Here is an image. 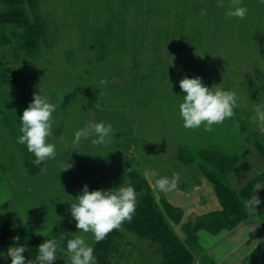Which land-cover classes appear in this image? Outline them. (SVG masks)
<instances>
[{"label":"rangeland","instance_id":"1","mask_svg":"<svg viewBox=\"0 0 264 264\" xmlns=\"http://www.w3.org/2000/svg\"><path fill=\"white\" fill-rule=\"evenodd\" d=\"M229 2L218 7L217 0H44L42 15L50 36L42 51L32 58L22 53L16 60L11 47H0V58L15 61L23 81L19 89L0 86V104L6 102L8 111L19 117L34 93L58 105L54 135L48 138L57 155L44 164L46 172L28 173L25 151L0 114V226L19 216L43 241L71 234L84 236L92 245L91 233L77 232L71 203L84 185L89 191L132 186L129 167L146 181L160 208L164 202L171 206L166 220L185 241L189 221L223 209L200 160L206 152L230 160L224 173L219 166L215 169L238 195L252 180L264 184V135L252 121L255 106L264 104V4L241 0L240 6L248 9L246 18L229 20ZM108 10L125 19L122 30L115 25L112 32L120 41L123 34L127 47L120 48L123 45L113 39L111 51L101 59L93 30L104 26ZM185 76L201 77L209 88L221 84L236 92L233 118L214 125L211 132L203 126L185 129L179 114L185 95L179 81ZM104 79L107 85L100 83ZM16 120L12 116L9 122ZM89 122L110 123L115 138L107 146H94L89 137L74 147V133ZM14 132L19 134L17 125ZM66 161L73 167L61 172L59 164ZM173 173L180 177L176 190L154 188L155 179ZM258 193L262 210L257 207L252 218L219 232L198 228L193 264H264V242H255L264 241V188ZM214 216L199 222H218ZM68 238L61 242L56 263L70 264ZM119 246L110 264L161 261L158 245L148 239L124 233ZM9 247L0 245V264H11Z\"/></svg>","mask_w":264,"mask_h":264},{"label":"clouds","instance_id":"2","mask_svg":"<svg viewBox=\"0 0 264 264\" xmlns=\"http://www.w3.org/2000/svg\"><path fill=\"white\" fill-rule=\"evenodd\" d=\"M241 0H230L228 10L225 15L231 20L246 18L247 7L240 6ZM264 4V0H260ZM218 7H224V0H217ZM102 85H107V79L101 80ZM182 92L185 93L182 102L179 103V114L185 129L196 130L203 126L205 132L213 131L214 125L222 124L226 119L234 116V108L237 107L238 96L236 92L225 90L221 84L211 88L206 86L201 77L189 78L185 76L179 81ZM58 105L49 101L46 96L40 93L33 95L32 101L24 109L19 117L20 127L17 143L26 145L29 153L35 157L34 166L45 164L49 160L56 159V146L48 142V138L54 135L53 113ZM100 110L101 105L95 104ZM255 115L252 117L257 130L264 135V104H257L254 108ZM91 140L92 145L107 146L115 138L113 127L110 123L89 122L85 127L74 133L72 144L78 146L82 139ZM61 172L73 167L71 163L61 162L59 164ZM47 168H41V172H46ZM131 172L133 169L129 168ZM155 176V173L151 174ZM180 184L178 173H173L171 178L162 176L154 181V188L160 192L168 193L176 190ZM264 188V184L257 182L253 187V193L243 202V208L247 215L257 214V206L261 203L256 193ZM143 193H138L132 186H120L118 188L89 191L88 186H83L82 194L76 196L74 203H71L70 212L76 221L77 232L84 234L91 233L95 242L104 240L113 230L123 231V223L131 222L137 207V197ZM62 219V218H61ZM65 236L67 239L66 250L69 254L70 264H96L94 248L86 243L82 235L72 236L62 234L59 238L53 236L46 239L38 246V254L35 260H29L24 253L26 246L19 244L20 237L13 238L14 245L10 246L7 256L11 258V264H54L57 260V253L61 249V242ZM256 245L261 240L255 241ZM2 255V254H0Z\"/></svg>","mask_w":264,"mask_h":264},{"label":"trees","instance_id":"3","mask_svg":"<svg viewBox=\"0 0 264 264\" xmlns=\"http://www.w3.org/2000/svg\"><path fill=\"white\" fill-rule=\"evenodd\" d=\"M43 5L44 0H0V47H11V56H15L16 60H19L22 53L27 58L35 57L42 51V48L48 42L50 30L49 23L46 22V18L42 15ZM109 10V18L104 26L93 30V41L97 49L96 53L101 59L111 51L110 44L114 39V34L112 32L114 26L118 25L120 30H122L121 24L125 21L122 16L116 15ZM121 33H119L120 36ZM114 41L123 45V47L120 48L126 49L127 40L123 34L121 36V41L119 38L117 39L116 36ZM11 63L10 61H5L4 55L1 56L0 86L2 89H19L23 82L22 79H20V69L15 67L16 62L12 61ZM15 103L14 101V104ZM8 112H13L12 116L17 117L13 125L9 122L12 116L9 115ZM0 114H2V122L4 125H7L10 132L14 133V137L17 141V137L21 133L18 132L19 134L17 135V133L14 132V127L15 125L18 127L21 126L18 118L19 116L15 114L14 110L8 111L6 102H4V105L3 103L0 104ZM17 146H22L25 151L24 158H26V160L24 163L27 172L31 175H37L41 171V168L44 167V164L34 166L33 160L35 157L32 153L28 152L26 145L17 144ZM260 153H262L264 158V149L260 148ZM200 160L205 165L204 173L214 182L217 194L223 206L222 211L205 215L199 219L193 218L184 227L186 240L182 241L178 234L168 225L166 220V216L170 217L172 211L171 206L164 202L160 208L154 200L149 189L150 187L146 181L138 176L134 170L131 172L128 171L127 173L132 187L138 193L143 194L137 197V207L133 219L131 222L125 221L123 223V231L113 230L104 240L95 243L93 248L96 262L99 264H110L111 257H115V254L118 252L120 247L119 242L123 239L124 233H131L138 237L148 239L152 244L158 245L161 257L159 264H193L192 242L196 239L198 228L219 232L228 226H235L242 221L252 218V216L246 214L243 208V202L254 194L252 190L257 180H252V182L247 185V188L242 190V193L238 195L223 183L222 172H217V169H215V167L219 166L224 173V170L227 169L226 166L230 162L228 158L208 151L205 153V158L203 156V159ZM207 166L216 170L217 175H211L210 172L205 171L207 170ZM256 195L258 197L260 196L258 192ZM257 207H259V205ZM260 210L262 209L259 207L258 211ZM212 215H215L214 217L219 219L218 222L213 218L210 224L204 225L200 223L202 220H206ZM229 217L232 219V224L231 220L227 221ZM221 222L225 224H219ZM16 236L20 237L19 244L27 248V251L24 253L26 258L35 260V256L38 254V246L44 241L36 235L19 216L5 221L0 226V245L13 246V238ZM54 264L59 263L54 262Z\"/></svg>","mask_w":264,"mask_h":264},{"label":"crops","instance_id":"4","mask_svg":"<svg viewBox=\"0 0 264 264\" xmlns=\"http://www.w3.org/2000/svg\"><path fill=\"white\" fill-rule=\"evenodd\" d=\"M95 243H96V242L92 243V245H90V246L93 247V246L95 245ZM232 261H233V260L230 258L229 262H232ZM235 264H236V263H235Z\"/></svg>","mask_w":264,"mask_h":264}]
</instances>
